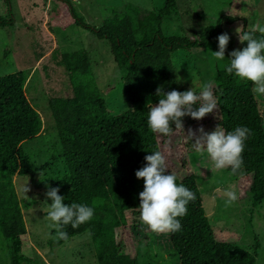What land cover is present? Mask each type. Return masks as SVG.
Segmentation results:
<instances>
[{
    "label": "trees",
    "instance_id": "trees-1",
    "mask_svg": "<svg viewBox=\"0 0 264 264\" xmlns=\"http://www.w3.org/2000/svg\"><path fill=\"white\" fill-rule=\"evenodd\" d=\"M8 17L0 15V29L13 23L10 0ZM176 0H165L157 11L133 3L114 7L101 27H94L73 10L74 23L109 42L129 107L118 113L109 112L95 78L85 49L52 53L53 62L62 67L69 79V96H53L49 109L60 140L63 171L51 179L50 187H58L64 202L85 204L94 208V216L79 228L64 226L69 241L73 236L89 232L96 264H141L137 256L122 253L116 241V228L125 224L127 210L139 209V193L144 180L137 178L145 157L162 151L158 133L147 124L150 106L158 105V87L165 92L189 90L179 87L172 53L192 50L210 43L220 32L222 21L234 17L220 15L216 25L205 27L198 38L167 36L162 21L176 8ZM247 32L249 30H241ZM260 38V33H255ZM247 46L243 42L240 50ZM42 54L35 52V58ZM232 57L225 55L224 66L211 81L217 101L219 119L216 126L226 132L246 126L251 135L245 142L244 164L237 174L251 177L250 193L264 203V109L258 107L253 82L240 80L226 71ZM26 70L0 76V264H30L23 251L26 225L15 191L13 176L25 175L29 168L23 143L36 138L42 131L40 113L25 94ZM197 94H200L199 92ZM198 104L194 108H198ZM194 121L191 116L182 121ZM173 134L175 122L172 123ZM178 131V130H177ZM231 171V168H227ZM171 169L166 174H171ZM176 174V173H175ZM177 176V183L192 190L195 201L187 205V214L180 217L182 229L170 233L174 255L180 264H255L256 256L240 245L218 240L206 214L197 175L189 172ZM52 247L66 243L52 232Z\"/></svg>",
    "mask_w": 264,
    "mask_h": 264
},
{
    "label": "rangeland",
    "instance_id": "rangeland-1",
    "mask_svg": "<svg viewBox=\"0 0 264 264\" xmlns=\"http://www.w3.org/2000/svg\"><path fill=\"white\" fill-rule=\"evenodd\" d=\"M13 23L0 29V76L26 70L25 94L40 113L42 131L34 139L23 143L29 171L14 175L12 180L21 205L26 234L23 251L30 264H96L89 232L73 236L59 247H52L55 228L46 218L51 199L46 196L51 179L63 171L60 140L49 109L53 96H69V79L62 67L53 62L64 52L85 49L88 52L98 86L110 113L118 114L129 107V100L121 82L109 42L74 23L72 10L88 24L101 27L104 18L114 7L133 3L147 10L157 11L165 0H10ZM176 8L164 17L161 27L167 35L198 38L207 26H214L220 15L234 17L222 21V27L212 41L201 48L179 49L172 53L179 87L200 93L211 84L224 60L214 58L218 51V36L229 34L225 51L229 55L241 48L238 28L250 30L254 25L264 27V0H176ZM9 6L0 0V15L8 17ZM35 52L42 54L35 58ZM255 85L253 86V88ZM263 114L264 95L255 93ZM219 112L214 110L202 119L183 121L184 129L169 136L159 134L161 148L172 172L183 177L189 172L197 175L203 205L218 240L240 245L256 256L255 264H264V203L254 200L250 193L251 177L244 172L232 175L227 168L212 172L213 163L205 153L200 156L194 148L199 129L214 131ZM264 123V116H263ZM28 185L30 191H24ZM234 190L239 199L225 207L224 193ZM125 224L116 228L115 236L122 253L137 256L141 264H180L174 255L170 233L158 234L143 224L140 209L125 212Z\"/></svg>",
    "mask_w": 264,
    "mask_h": 264
},
{
    "label": "clouds",
    "instance_id": "clouds-1",
    "mask_svg": "<svg viewBox=\"0 0 264 264\" xmlns=\"http://www.w3.org/2000/svg\"><path fill=\"white\" fill-rule=\"evenodd\" d=\"M236 31L239 33L240 42L247 41V46L230 53L232 58L226 71L229 75L235 74L240 80L253 82V92L264 95V27L257 24L247 32H242L241 28ZM257 31L260 38L255 36ZM229 40L227 33L218 36L219 50L213 51L216 60H224ZM156 95L160 97L159 103L150 106L147 124L153 133L164 136L172 135L173 122L175 129H184L182 117L191 116L199 120L217 109L211 84H206L200 94L192 89L165 92L160 86ZM197 104L198 108H194ZM199 131L200 136H196L195 131H190L189 136L196 137L193 143L195 151L200 156L207 153L211 158L212 172L230 167L231 174L236 175L243 167L245 142L251 135V130L246 126H238L226 132L221 126H217L210 133L205 132L203 127ZM145 160L147 164L136 172L137 178L144 180V190L139 193V219L158 234L179 232L182 229L179 218L187 214V205L195 201L196 195L183 184L177 183L174 172L166 174L169 167L167 157L162 151L152 152ZM24 191H30L28 185L24 187ZM59 191L58 187L49 186L46 196L52 203L45 210L46 218L52 222L50 227L56 229L57 236L54 239L67 241L68 233L63 230L64 226L71 225L76 229L89 222L94 216V208L75 202L67 204ZM224 195L227 198L225 207H230L239 199L234 190H227Z\"/></svg>",
    "mask_w": 264,
    "mask_h": 264
}]
</instances>
